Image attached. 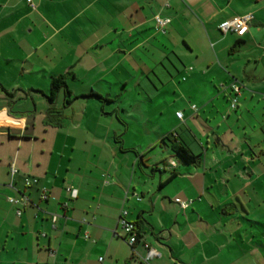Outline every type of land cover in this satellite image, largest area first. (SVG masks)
<instances>
[{
	"label": "crops",
	"instance_id": "1",
	"mask_svg": "<svg viewBox=\"0 0 264 264\" xmlns=\"http://www.w3.org/2000/svg\"><path fill=\"white\" fill-rule=\"evenodd\" d=\"M30 1L0 0V264H264V0Z\"/></svg>",
	"mask_w": 264,
	"mask_h": 264
},
{
	"label": "built area",
	"instance_id": "2",
	"mask_svg": "<svg viewBox=\"0 0 264 264\" xmlns=\"http://www.w3.org/2000/svg\"><path fill=\"white\" fill-rule=\"evenodd\" d=\"M29 6L31 8H33V4L31 3L30 0H27ZM250 20V16H242V17H233L229 20H225L222 21L218 24V30L221 33H234L236 36L240 37L242 36L248 28V21ZM168 22L167 19H162L159 17H155V24L156 27L161 28L163 25H165ZM231 91L233 92L230 100H229V108L231 110L236 109L237 107V95L239 93V87L236 84H232L230 86ZM191 109H195L194 106H191ZM176 118H178L179 120H181L182 118V114L181 112H176L175 113ZM168 165L170 167L174 166L173 162H169ZM16 172V169L14 168L13 165H10L9 167V174L10 176H13ZM37 183V180L35 178H25L24 179V187L28 188L31 185ZM105 184L108 183L107 181L104 182ZM69 193H70V198L74 199L76 197V191L72 190V189H68ZM132 196L135 198L136 201H140V196H138L137 194L132 193ZM40 198L42 200H46L47 198V192L42 189L41 190V195ZM8 203L16 206V211L15 214L17 216L21 215L22 209L23 207L27 206L28 204H30L28 198L25 195H21L18 199L15 198H7ZM174 202L181 208V209H185L189 204L190 201H180L178 199H175ZM127 215V211L126 210H121L120 211V216H119V223H120V227L122 229V231L125 234V242L128 244V246H130L131 248L140 241V238L142 236V232H140L138 226L136 225V222H132V221H127L125 219V216ZM55 220V217H52V221ZM142 246L144 248V255L143 256H138V259L140 261L141 264H147L149 261H151L154 258H158L160 256V253L154 248L151 247L149 244L143 242Z\"/></svg>",
	"mask_w": 264,
	"mask_h": 264
},
{
	"label": "trees",
	"instance_id": "3",
	"mask_svg": "<svg viewBox=\"0 0 264 264\" xmlns=\"http://www.w3.org/2000/svg\"><path fill=\"white\" fill-rule=\"evenodd\" d=\"M60 91L64 92L63 105L64 106L69 105L72 102L73 98L70 97V92L66 88L65 76H63V75H58V76L52 77L50 79L49 92L45 96L46 101L48 102V106H49V108L47 110L48 121H53L52 119H56L58 117L57 115H53L55 112L53 109V105H54L56 98H57V95ZM8 96H10V95L8 94ZM81 97H88V98L94 97V98H98V99H101L103 101H106V99L101 98L99 95H97L96 93H93V92H90L89 94L83 95ZM173 151L176 153V155L179 157V159L185 164H194L196 162V157L194 155L190 154L184 147H182L180 145H174ZM136 225H137V223H136ZM140 232H141V230H140Z\"/></svg>",
	"mask_w": 264,
	"mask_h": 264
}]
</instances>
